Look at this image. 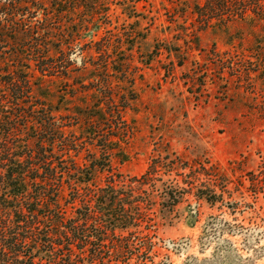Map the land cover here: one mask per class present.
Returning <instances> with one entry per match:
<instances>
[{
  "label": "trees",
  "instance_id": "1",
  "mask_svg": "<svg viewBox=\"0 0 264 264\" xmlns=\"http://www.w3.org/2000/svg\"><path fill=\"white\" fill-rule=\"evenodd\" d=\"M105 6L104 0H0V48L13 51L0 56V264L141 259L152 247L144 231L153 204L160 198L179 204L198 179L179 158L167 172L189 188L164 180L159 159L140 177L116 174L113 164L128 161L124 145L135 133L125 114L137 101L140 69L125 48L133 35L125 41L107 30L98 41L86 39L98 37L93 28L110 25ZM192 15L200 30L242 22L255 47L264 45V0H204ZM202 186L199 199L223 201L225 186L212 180Z\"/></svg>",
  "mask_w": 264,
  "mask_h": 264
},
{
  "label": "rangeland",
  "instance_id": "2",
  "mask_svg": "<svg viewBox=\"0 0 264 264\" xmlns=\"http://www.w3.org/2000/svg\"><path fill=\"white\" fill-rule=\"evenodd\" d=\"M203 2L104 0L110 25L93 28L98 37L86 35L98 41L113 30L125 41L134 38L125 48L140 69L137 101L125 119L135 133L124 145L128 161L113 164L116 174L140 177L159 159L164 180L189 188L168 175V164L179 158L198 178L179 204L160 198L151 207L144 231L149 254L103 264H264V45L255 47L242 22L200 30L192 12ZM12 53L0 48L3 58ZM209 180L225 186L223 201L195 195Z\"/></svg>",
  "mask_w": 264,
  "mask_h": 264
}]
</instances>
